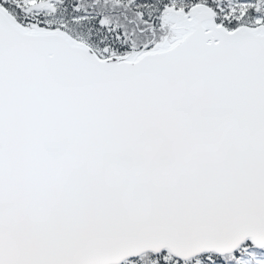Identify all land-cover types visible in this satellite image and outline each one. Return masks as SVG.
<instances>
[{
  "label": "snow or ice",
  "instance_id": "snow-or-ice-1",
  "mask_svg": "<svg viewBox=\"0 0 264 264\" xmlns=\"http://www.w3.org/2000/svg\"><path fill=\"white\" fill-rule=\"evenodd\" d=\"M0 264H264V0H0Z\"/></svg>",
  "mask_w": 264,
  "mask_h": 264
}]
</instances>
